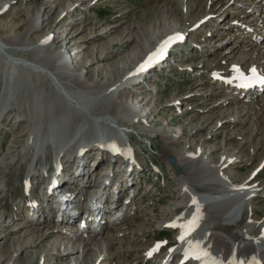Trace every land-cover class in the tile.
<instances>
[{
    "label": "rangeland",
    "instance_id": "obj_1",
    "mask_svg": "<svg viewBox=\"0 0 264 264\" xmlns=\"http://www.w3.org/2000/svg\"><path fill=\"white\" fill-rule=\"evenodd\" d=\"M1 8L0 264H15L18 257L20 264H145L147 253L178 236L172 232L179 227L167 223L173 224L186 210L182 205L193 201L189 190L204 197L200 215L213 251L226 249L224 239L239 246L243 233L258 246L254 241L264 228V167L259 185H248L254 192L261 189L259 195L235 216L228 211L239 191L222 197L226 185L244 186L264 159V90L243 96L228 82L237 67L264 72V0H0ZM176 30L190 37L175 48L174 63L168 57L167 68L152 65L129 89H104L141 65ZM146 107L151 109L149 126L130 114ZM133 121L139 134L131 146L139 166L124 182L138 191L123 217L109 220L95 242L69 229H76V222L58 227L36 202L50 197L46 167L62 159L69 180L57 190L78 201L91 183L83 189L85 177L72 173L93 170L91 177L98 178L114 159L99 147L98 138L114 124L132 126ZM58 131L64 132L61 140ZM84 137L93 147L89 155L76 149ZM59 146L65 154L57 152ZM166 151L185 158L179 171ZM224 158L233 161L230 167L223 165ZM117 162L114 169L123 172L125 161ZM217 223L230 228H215ZM7 232L12 234L5 241ZM38 237L45 242L35 246ZM260 244L264 257V241ZM164 255L159 252L152 264Z\"/></svg>",
    "mask_w": 264,
    "mask_h": 264
},
{
    "label": "bare ground",
    "instance_id": "obj_2",
    "mask_svg": "<svg viewBox=\"0 0 264 264\" xmlns=\"http://www.w3.org/2000/svg\"><path fill=\"white\" fill-rule=\"evenodd\" d=\"M3 9H7V8H3ZM2 10V8L0 9V11ZM168 36V35H167ZM166 36V37H167ZM165 37V38H166ZM165 38L164 39H162L159 43H157L156 45H157V47H155L154 48V50L153 51H151L148 55H147V58L145 59V61L141 64V65H139L138 67H136V68H134V70L132 71V70H129V73H127L124 77H120V78H118L117 79V76H116V78L115 79H117L116 81H114L113 83H110V84H108V86H106V88H104V89H108L109 91H108V93H110V92H112V91H118V92H120V91H122V89L124 90L125 88L127 89H129V88H131L130 87V83L132 82L133 83V81H135V77L137 76L138 77V75L140 76V75H142V73H144V72H146L147 71V69L148 68H150L152 65H154V64H156L157 65V63L158 62H156V61H154L153 59L151 60V61H149V57L150 56H153V54L154 53H157V50H158V48H159V46L163 43V41L165 40ZM148 52V51H147ZM64 54H61V56H63ZM141 66H143V70H140L141 69ZM118 73V72H117ZM124 74V73H123ZM114 79V80H115ZM119 80V81H118ZM221 80V79H220ZM219 79H218V81H220ZM222 81H225V83H226V81L227 80H222ZM229 82V84H230V87L232 86V88L234 89H236V91H238V92H241V93H243L244 92V95L243 96H248V93H251L252 92V95H254V92H257V93H261L263 90H264V87H262V89L261 88H257V87H251L250 85H245V84H243L242 83V81L240 80V79H238V78H233V80L232 81H228ZM99 87H96V88H94V89H98ZM93 91H95V90H93ZM66 92V91H65ZM66 94V93H65ZM257 97V96H256ZM248 105V104H247ZM82 107H84V106H81V108ZM248 107V106H247ZM258 108H260V106H258ZM262 109H264V107L262 108ZM137 115V113L136 112H134V113H132V115L134 116V115ZM114 124V123H113ZM111 131L113 132L114 131V129L113 128H111ZM106 133H103V137L101 138L100 137V139L101 140H98V145H99V147H101L102 149H103V151H105L106 152V148H105V146L103 145V144H105V143H102V142H100L99 143V141H103L104 140V142L105 141H107L108 139H110V141L111 142H113V144H114V148L115 149H117V150H120V151H122V152H124V151H129L130 150V146H128L127 144L126 145H123V144H121L115 137H114V135H105ZM60 139L62 138V136H60L59 137ZM85 139V140H84ZM84 139H81V138H79L78 139V141H80L78 144H77V147H76V149H77V152H78V150H80L81 151V149L82 150H84L85 149V151L84 152H82V154H87V151L89 152L91 149H93V147H89V146H87V145H89L88 144V141H86V138L84 137ZM99 139V138H98ZM88 140V139H87ZM171 141V140H170ZM169 141V142H170ZM60 143H63L64 142V140H62V141H59ZM106 145V144H105ZM98 151L100 152V150L98 149ZM183 153H186L185 151H182ZM133 153H134V156H133V154L132 155H130L131 156V158H129V157H127L126 159L127 160H133L132 161V166H131V168H130V170H129V172H128V174L127 175H123V176H121L120 177V179H114V176H112L111 177V180H113L110 184H109V186L108 187H105L104 189H102L101 187H99V192H96L93 196H95L96 194V197L98 198L97 199V202H96V204H95V207H94V209H90V211H91V214L92 215H94V216H98V220H96L97 222H98V224H99V230H98V233H97V231L92 235V236H90L89 237V239H88V242L89 241H91V242H95V241H98V236H99V234H100V231H101V228H102V226H103V224H104V222H105V220H103V218H104V214H105V212L107 213V211L108 212H110L111 211V208H113L114 207V204H115V202L117 201V200H119L120 199V197H121V192H122V190H123V185L125 184V182H124V179H128V178H125V176H129L130 175V177H132V173L133 174H136L137 173V170H136V167H137V165L139 166V164L137 163H135V160H136V156H135V152H134V150H133ZM165 153H168V154H170V157L171 156H174V157H176V163H177V165L181 168V163H182V165H183V159H185V158H181L180 156L181 155H179L178 153H172L171 151H166ZM172 153V154H171ZM174 154V155H173ZM187 154L189 155V152H187ZM87 155H89V154H87ZM127 156H128V154H126ZM85 156V155H84ZM190 156V155H189ZM196 156V154H194L193 156L191 155L190 157H195ZM114 158V157H113ZM116 158H120L121 159V155H119V156H116ZM187 158V157H186ZM100 159V158H99ZM118 159L119 160V162L121 161V163H123L125 160L124 159ZM188 159H190V158H188ZM117 160V161H118ZM122 160H123V162H122ZM76 161H77V159H76ZM98 161V160H97ZM96 161V162H97ZM190 161V160H189ZM62 161V159H58V160H55V162H54V164L52 165V167H56L57 168V174H56V176L55 177H52V175L50 174V175H48V181H47V183H48V185H46V186H48V188H47V195H49L50 197H46L45 199H48V198H52L53 197V199H50L51 200V202H46V200L44 199V201H42V198L41 199H39L38 198V200L36 201L37 202V206H39L40 207V210H42V209H44L47 213H48V219H51L52 218V216L55 214H57L60 210L62 211V213H61V215H60V219L62 220V222L64 221H67V222H63L65 225H70L71 226V224L72 223H74V222H76L77 224L79 223V222H81V219H82V216H83V214L85 213H87V211L88 210H84V211H82V213H81V209H82V207L84 208L85 207V205L83 206V199L85 198V193L86 192H89V191H91L92 190V193L94 192V188H96V187H98L99 185L97 184V185H95L96 184V180H100V178H102L103 177V173L104 174H106V178L107 179H109L110 180V174H111V170L113 169H110V167L111 166H109V167H107V166H104L103 168H101L103 171L104 170H106L105 172H101L102 174H100V176H99V179H97L96 178V176H93V177H91V173H93V170L92 171H90V172H81V171H78L77 169H75V171L72 173V175L73 176H78V175H81L82 174V177H85V179H84V182L83 183H81V187H83V189H84V187L86 186V184H88V183H91L90 185H91V187H88V186H86L85 187V189H84V192H83V196H82V198H80L78 201H72V199L71 198H73V196L71 197V198H67V197H70V194H68V193H65V195L63 194V192H66V191H62L61 189L60 190H57V188L59 187V186H61V184L64 182V181H66V180H69V178L67 177V176H64L63 174H64V172L66 173V171H64L63 169H64V166H65V163ZM78 162V161H77ZM128 163H129V161H127ZM128 163H126L125 164V166H124V171L125 170H127L126 168H129V164ZM135 163V164H134ZM223 163V165H225L226 167H230L231 165H232V163H233V161H230L229 159H226V158H224V162H222ZM79 166V165H78ZM121 166V165H120ZM52 167H49L48 168V172L50 171V169L52 168ZM76 168V167H75ZM108 168V169H107ZM98 169V168H97ZM225 169V168H224ZM54 171H55V169H53ZM224 171V170H223ZM184 172L186 173V174H188V173H190V170H188V171H186V170H184ZM192 172V171H191ZM94 173H98V175H99V172H94ZM67 174V173H66ZM52 179H54L55 180V183H54V185H53V187L52 188H50L51 187V185H50V182H51V180ZM122 180V181H121ZM254 180H255V178H254ZM100 181H103V179H101ZM86 183V184H85ZM248 183V181H246V183H245V185ZM105 184H107V183H105ZM130 184V183H129ZM115 185H117V186H120V188L118 189V191H117V193H116V188L114 189V186ZM243 185V184H242ZM241 186H239V188H240ZM251 189V188H250ZM30 191H31V189H30ZM194 192V191H193ZM61 194V196H62V199L61 198H59V196H58V194ZM107 197H108V200H106L107 199ZM190 198H193V196H189ZM201 197H203V196H201ZM111 198H113V199H111ZM204 198V197H203ZM111 199V200H110ZM189 200V199H188ZM194 200V199H193ZM34 201V202H35ZM249 201V200H248ZM45 202H46V204H45ZM208 201H206V203H207ZM189 203V202H188ZM190 203H191V206L189 207L188 206V208L186 209V212H185V217H183L182 219H183V221L185 222V221H187V220H189L191 217H194L193 215H194V211L195 210H197V209H199V208H201L200 207V203L198 202V201H190ZM251 203V202H250ZM34 204V203H33ZM32 204V205H33ZM32 205H30V208L32 207L33 208V206ZM71 205H75V207H72ZM49 211H52V212H49ZM36 210H39V209H37L36 208ZM57 211V212H56ZM227 211V210H226ZM42 213V212H41ZM33 214V213H32ZM40 214V213H39ZM79 214H80V218H79V220L80 221H78L77 220V217L79 216ZM200 214H202V211H200ZM221 214V213H220ZM41 215H43V214H41ZM47 215V214H46ZM218 215V214H217ZM245 217H247L246 215H244ZM220 218L221 217H223V215H221V216H219ZM89 219H90V217H89V215H86V220H85V223H84V225H82L81 226V229H82V233H84V229H86V226H87V224H88V221H89ZM222 220V219H221ZM191 222V221H190ZM94 223H96V222H94ZM97 224V223H96ZM188 225V224H187ZM77 226V225H76ZM222 226V227H224L225 229H229L230 228V226H228L227 224H225L224 226H223V224H216L215 225V228H220V227ZM75 228H73V230H74ZM171 229H174V228H171ZM176 229H177V227H176ZM210 229H213V228H210ZM257 229H259V228H257ZM59 230V229H58ZM184 230V227H179V231H183ZM186 230V229H185ZM214 231V230H213ZM216 231V230H215ZM262 231H264V228L263 229H260L259 230V232H258V234H260ZM10 234H12V232H7L5 235H4V238H5V241H8V236L10 235ZM61 233H59L58 235H60ZM212 234V233H211ZM227 235L230 237V238H232V240L233 239H239L238 238V235H236V233L235 234H233V233H227ZM243 235H244V233H243ZM242 235V237L240 236V241H239V246H237V244L236 243H233L232 244V241L231 242H229V240L227 241V239H224V241H226L227 242V245H226V249L224 250L222 247H220V249L218 250L219 252H217V251H214V252H216L217 254H219V255H221V256H225L226 255V258H225V261H227V260H230V263H234V261H235V259L236 258H241L246 252H248V251H251V250H254L253 248H255L254 247V243H252L253 242V240H252V242H251V240L250 239H247V238H243L244 236ZM246 235V234H245ZM256 235V234H255ZM64 236V235H63ZM47 237H49V235H46V236H44V238H47ZM66 238V237H65ZM212 238V237H211ZM228 238V237H227ZM38 239H39V237L36 239V240H34V245L35 246H37L39 243H41L42 242V244H43V241L45 242V239H41V242H38ZM257 239V238H256ZM61 240L62 239H60V241H58V243L59 244H61ZM188 240V239H187ZM186 241V240H185ZM210 241V240H209ZM32 242V241H31ZM31 242H29V241H26V245H31L32 243ZM90 242V243H91ZM171 243H173V244H177L178 243V240H177V238H175V241L174 242H171ZM221 243V242H220ZM224 244V243H223ZM226 244V243H225ZM33 245V244H32ZM237 246L238 247V250H237V252H236V254H235V256H233V253H234V249H233V247L234 246ZM107 246L108 247H112L113 246V244H111L110 242H107ZM160 246V247H159ZM159 246H157V248L152 252V254L151 255H148V253H147V261H146V263L145 264H152V262H153V259H154V257L159 253V251H162V250H166V245L165 244H161V245H159ZM220 246V245H219ZM222 246V245H221ZM256 246V245H255ZM107 247V248H108ZM159 247V248H158ZM260 248V247H259ZM158 249V250H157ZM230 249V251H229V254H227L226 252H227V250H229ZM233 249V250H232ZM8 249L6 248V251H7ZM179 250L180 249H176V252L175 253H173V254H171V256L170 257H172V258H174V257H178L179 256ZM71 251H74V248L73 249H71ZM226 251V252H225ZM233 256V257H232ZM259 256H260V254H259ZM18 257V256H17ZM231 258V259H230ZM51 258L49 257V255L47 254V256H46V260L48 261V260H50ZM262 259H263V257L262 256H260V257H256V256H254L253 258H252V260H251V262H253V264H254V261H258L259 262V264H262ZM15 261H16V263L15 264H20L21 262L19 261V257L18 258H16L15 259ZM14 261V262H15ZM159 261V263L158 264H166V263H168L170 260H169V258H166V259H159L158 260ZM62 262V261H61ZM164 262V263H163ZM13 264V263H12Z\"/></svg>",
    "mask_w": 264,
    "mask_h": 264
},
{
    "label": "snow or ice",
    "instance_id": "obj_3",
    "mask_svg": "<svg viewBox=\"0 0 264 264\" xmlns=\"http://www.w3.org/2000/svg\"><path fill=\"white\" fill-rule=\"evenodd\" d=\"M162 54H163V48L160 50V52L154 53L153 56H150L149 57V61H151L152 59L157 58L158 56H160ZM140 70H143V66H141ZM250 71L252 73L251 77H248V76L245 75V76H241V77H237V78L246 80L249 83H251L253 80H258L259 83L264 84V76H260L257 73L255 68H252ZM195 223H196V221L193 220L192 221V225H175V224H173L172 226L173 227H184L186 229H189L193 225H195ZM186 234H187V232H186ZM179 239L181 240V242H183L184 239H185V236L182 235V236L179 237ZM189 253L191 254V258L196 259V260H201V261L204 262V264H222V261H219V260L211 257V254L209 252L203 250V248H201L200 245H198V244L196 245L195 249L189 248V252L186 253V255H188ZM149 255H151V253H149ZM241 264H242V262H241ZM254 264H259V262L258 261H254Z\"/></svg>",
    "mask_w": 264,
    "mask_h": 264
},
{
    "label": "water",
    "instance_id": "obj_4",
    "mask_svg": "<svg viewBox=\"0 0 264 264\" xmlns=\"http://www.w3.org/2000/svg\"><path fill=\"white\" fill-rule=\"evenodd\" d=\"M169 161H170L171 163H173L174 168H175L177 171L180 170L179 166H178L177 163H176V157H174V156L169 157Z\"/></svg>",
    "mask_w": 264,
    "mask_h": 264
}]
</instances>
